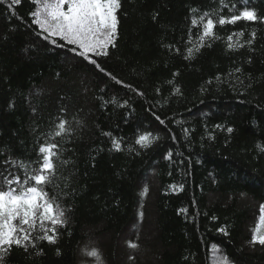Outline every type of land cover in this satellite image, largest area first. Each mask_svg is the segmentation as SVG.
I'll return each mask as SVG.
<instances>
[{"label": "trees", "instance_id": "obj_1", "mask_svg": "<svg viewBox=\"0 0 264 264\" xmlns=\"http://www.w3.org/2000/svg\"><path fill=\"white\" fill-rule=\"evenodd\" d=\"M211 3L122 0L119 47L101 62L144 97L87 62H70L63 50L39 39L20 20L9 22L12 13L0 4V150L20 158L33 155V129L47 128L61 108H67L69 119L76 115L84 122L67 144L65 158L71 164L60 170L74 190L63 201L71 208L67 230L61 229L56 245L42 242L41 255L14 249L4 264H80V248L89 241L104 264H205L206 246L213 243L234 264H264V247L248 243L264 202V24L247 29L255 27L258 33L254 52L226 53L224 42L216 41L186 61L161 46L180 39L189 7ZM253 5L264 12V0H253ZM30 10L29 0L15 8L25 20ZM238 27L225 26L218 34L226 39ZM237 66L242 78L251 76L252 88L233 90L215 80ZM174 72L182 95H171L172 85L166 83ZM114 95L129 105H105ZM10 102L14 107L9 108ZM227 127L234 131L228 133ZM138 128L160 136L140 156L110 152V140L101 134L124 137L127 147ZM169 151L171 160L164 158ZM173 184L184 188L173 191ZM145 186L148 192L141 197ZM221 226L228 235L216 231Z\"/></svg>", "mask_w": 264, "mask_h": 264}, {"label": "snow or ice", "instance_id": "obj_2", "mask_svg": "<svg viewBox=\"0 0 264 264\" xmlns=\"http://www.w3.org/2000/svg\"><path fill=\"white\" fill-rule=\"evenodd\" d=\"M22 2L23 0H0V4H6L12 13L9 22L15 17L39 39L53 48L63 50L70 62H87L115 84L129 89L136 96H145L142 90L126 83L106 69L101 62L110 58L112 51L119 47L122 0H29L32 10L28 13V20L15 12V8ZM157 16L158 13L154 14L153 20ZM259 24H264V12H260L253 5V0H212L207 6L189 7L180 39L167 44L161 42V46L170 55L183 56L186 61L196 59L203 49L211 48L216 41L224 42L226 53H236L241 49L254 52L258 33L255 27L251 31L247 29ZM228 25L239 27L238 30L231 31L225 39L218 34V30ZM247 62L252 63L251 56ZM177 75L174 72L173 79L166 81L168 85H172L171 95L174 96L183 94L181 87L174 83ZM242 76L243 69L237 66L226 76L218 74L215 80L221 85L227 84L233 90L237 86L245 90L252 88L254 81L251 76L246 79ZM212 83V80L206 82L209 86ZM104 90L103 87L100 89L101 92ZM207 90L206 87L202 88V91ZM155 93L157 96L161 95L160 86L155 88ZM239 94L243 96L245 92L241 91ZM109 103L126 108L130 101L125 99L120 102L114 95L110 100L104 101L105 105ZM12 107L14 103L10 102L9 108ZM32 111L36 113L37 109L34 107ZM153 115L160 124L165 123L160 116L155 113ZM83 123L76 115L69 119L67 108H61L47 128L33 129V155L20 158L15 157L8 149L0 150V264H4L14 249H22L29 255H41L42 242L56 245L61 229L67 230L71 208L63 201L74 190L69 189V177L63 176L60 170L62 167L67 169L71 164L65 158L67 144L76 136ZM215 127L223 126L217 124ZM183 131L187 137L189 130L185 128ZM226 131L232 133L234 129L227 127ZM101 134L109 138L110 152L127 150L129 154L134 153L137 156L160 139L158 133L140 131L138 128L133 134L134 143L126 147L124 137H117L111 131H102ZM213 138L209 134V139ZM175 139L173 136V140ZM261 151H264V147ZM172 156L173 153L169 151L164 158L171 160ZM170 188L173 191H182L184 185L173 184ZM147 192L148 187L145 186L140 193L141 197ZM178 211L185 212L186 209ZM138 215L143 217V212H138ZM211 219L216 220V217L212 216ZM216 231L228 235L223 226ZM248 243L253 247H264V202L259 204L258 219L251 229ZM129 247L136 248L138 245L129 242ZM56 255H62L59 248H56ZM205 257V264H234L229 255L215 243L210 248L206 246ZM80 258V264H104L100 250L92 241L80 248Z\"/></svg>", "mask_w": 264, "mask_h": 264}, {"label": "rangeland", "instance_id": "obj_3", "mask_svg": "<svg viewBox=\"0 0 264 264\" xmlns=\"http://www.w3.org/2000/svg\"><path fill=\"white\" fill-rule=\"evenodd\" d=\"M130 231H131V232H129V233L131 234V233H133L135 230H134V229H131ZM134 233H135V232H134ZM127 234H128V233H127ZM127 236H128V235H127ZM122 244H123L124 246H126V245H125V244H126V241L124 240V243H122ZM123 245H122V246H123ZM124 248H125V247H124Z\"/></svg>", "mask_w": 264, "mask_h": 264}]
</instances>
